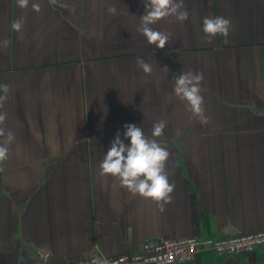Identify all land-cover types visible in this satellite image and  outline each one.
Here are the masks:
<instances>
[{
	"label": "crops",
	"instance_id": "crops-1",
	"mask_svg": "<svg viewBox=\"0 0 264 264\" xmlns=\"http://www.w3.org/2000/svg\"><path fill=\"white\" fill-rule=\"evenodd\" d=\"M146 2L0 0V84L10 87L0 112L15 137L0 162V264H68L149 239L264 228V0H185V22L152 25L169 34L164 49L137 31ZM205 17L229 19L228 36L209 42ZM181 72L203 74L206 124L174 94ZM129 123L170 153L175 189L163 210L100 174L117 132L129 143ZM174 264H264V246Z\"/></svg>",
	"mask_w": 264,
	"mask_h": 264
},
{
	"label": "clouds",
	"instance_id": "clouds-1",
	"mask_svg": "<svg viewBox=\"0 0 264 264\" xmlns=\"http://www.w3.org/2000/svg\"><path fill=\"white\" fill-rule=\"evenodd\" d=\"M58 0H49L50 4L56 5ZM30 0H17L20 8H27ZM68 7L67 4L61 5ZM146 13L140 17V25L137 31L143 35L150 45L164 49L169 43L170 36L165 32L155 30L152 25L168 17H175L183 23L188 19L189 12L185 0H147ZM31 7L39 12L41 6L33 2ZM108 11L116 14L115 7H109ZM12 29L20 32L23 27L22 20L18 19L11 25ZM231 21L225 17H205L203 19V32L206 38L216 36L227 37L230 31ZM5 45L7 41L4 42ZM137 66L145 73L152 72V66L143 59L138 58ZM167 69V68H165ZM203 74L196 72H181L174 78V94L181 101L186 102L188 111L199 118L202 124L208 122L205 116L204 98L201 83ZM10 87L7 84H0V108L8 99ZM6 120V113L0 112V162L8 158V144L14 140V133L5 131L3 127ZM166 127L165 121L154 124L152 137H161ZM124 138L129 141L125 143L117 132L110 144L107 153L101 161L100 174L111 176L119 181V186L127 189L133 195H139L158 203L163 210L165 204L171 202V194L175 185L170 183L165 171L166 162L169 159V151L154 138L144 134L141 127L135 124H125Z\"/></svg>",
	"mask_w": 264,
	"mask_h": 264
},
{
	"label": "built area",
	"instance_id": "built-area-1",
	"mask_svg": "<svg viewBox=\"0 0 264 264\" xmlns=\"http://www.w3.org/2000/svg\"><path fill=\"white\" fill-rule=\"evenodd\" d=\"M264 246V228L226 236L161 237L141 242L137 249L105 255L90 253L68 264H174L187 261L201 252L234 255Z\"/></svg>",
	"mask_w": 264,
	"mask_h": 264
}]
</instances>
